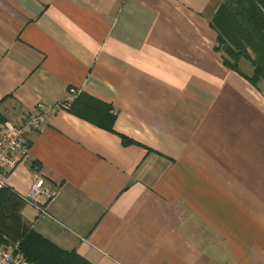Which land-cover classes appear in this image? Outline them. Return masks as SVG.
I'll return each mask as SVG.
<instances>
[{
    "label": "crops",
    "instance_id": "obj_1",
    "mask_svg": "<svg viewBox=\"0 0 264 264\" xmlns=\"http://www.w3.org/2000/svg\"><path fill=\"white\" fill-rule=\"evenodd\" d=\"M71 88L92 120L29 135L4 236L90 264H264V0H0V128ZM39 177L45 217L22 200Z\"/></svg>",
    "mask_w": 264,
    "mask_h": 264
},
{
    "label": "built area",
    "instance_id": "obj_2",
    "mask_svg": "<svg viewBox=\"0 0 264 264\" xmlns=\"http://www.w3.org/2000/svg\"><path fill=\"white\" fill-rule=\"evenodd\" d=\"M81 91L71 88L68 99L52 106L38 105L37 111L25 116L15 125L6 123L0 128V191L7 188V178L30 153L29 135L41 129L47 120L63 109H70ZM58 191L48 186L39 177L22 200L35 208L41 217L48 216L47 205ZM0 264H31L20 251V242H10L0 246Z\"/></svg>",
    "mask_w": 264,
    "mask_h": 264
},
{
    "label": "trees",
    "instance_id": "obj_3",
    "mask_svg": "<svg viewBox=\"0 0 264 264\" xmlns=\"http://www.w3.org/2000/svg\"><path fill=\"white\" fill-rule=\"evenodd\" d=\"M229 67L234 68L235 66L229 65ZM260 75L256 73L255 80H258ZM79 100L75 101L71 107L70 111L80 118L87 120H92L89 117V112H84V110L78 109ZM89 110V106L87 107ZM124 144L128 145L132 142L127 139H123ZM8 191V188H5L0 191V197ZM11 241L8 237L2 234L0 229V246L6 245ZM20 242V251L23 254L24 258L31 264H90L84 258L80 257L76 252L65 251L60 249L55 244L47 241L38 233L31 231L21 238Z\"/></svg>",
    "mask_w": 264,
    "mask_h": 264
}]
</instances>
